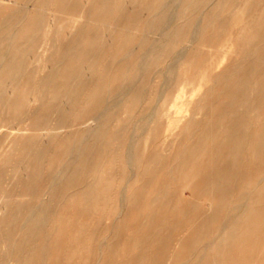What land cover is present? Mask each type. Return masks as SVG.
I'll return each mask as SVG.
<instances>
[{
    "label": "bare ground",
    "instance_id": "1",
    "mask_svg": "<svg viewBox=\"0 0 264 264\" xmlns=\"http://www.w3.org/2000/svg\"><path fill=\"white\" fill-rule=\"evenodd\" d=\"M0 1L2 4H4V2H5L4 0H0ZM12 1H13V3L10 2V4L11 3L13 4V6L11 5L12 7L6 8V6H4V7L0 6V72L7 71L8 75H9L7 78H9V80L11 81L10 85H12L13 87H16V84H18V82L23 81L24 78H26V73H25L26 68H28L32 64V60H29L27 57L28 52L30 53V51H28L30 44H33V46L35 45L34 48L36 47V44L37 45L39 44V46H41V48L43 47L42 48L43 52L37 58V64H38V68L42 69V71H43V69H45L47 67L49 68V71L47 72V74L45 76H43L39 79L34 78L32 80V82L30 80L26 79V80H24V83L17 85V87H19V86L21 87V94L19 95V98L14 103H12L11 105L8 102L9 107L7 109V112L16 111V110H18V111L20 110L22 112V110H24V105H23L22 100L25 99V100L37 102V105L35 107L32 106V108H31V112L34 114L37 111V109H40V110L43 109L45 104L48 103L52 98L60 96L64 99V102H63L64 107L62 106V108H64V109H62V112H63V110L66 111L65 106L67 104H69V106L67 105L68 107L66 109L71 108V110L73 109V111L77 110V112H79L80 115L78 117H75V119L72 121V123H68L64 117L66 115L69 116L70 111H69V114H66L65 116H64V114H62V112H59V114L61 113L64 116V117H62L63 119L61 117H59V115H57L58 119L56 118L57 119L56 123H54V121H53L51 123L52 125L48 124L49 122L45 121L47 118L45 116V119L43 120L45 123L41 124V125H37V127H36V128H38L37 130H39L38 134L39 135H41V134L50 135L51 134L50 136L53 137V135H52L53 131L61 130V132H63L64 128L67 126H68L66 128L67 130L69 127L71 129L72 126L74 124H76V122H80L81 124L79 123V125L80 126L85 125V127H82V126L80 127L78 125L77 129L80 131H77L75 129L76 131H74V133L72 134V132H73V130H72V132L70 133L71 136L69 135L70 137H66L68 139H66L67 141H66V144L64 146V150L61 149V151H62L61 157H59V155H58L61 153H58L57 151H56L57 155H56V152H54L55 153L54 155H56L58 157H54L53 154H48L46 157L43 156V154H41L42 150H44V149H42L43 147L42 148L36 147L34 144V141H33V138H35V137H33L31 140L28 137L26 131H23L19 137L12 140V142L10 143V146L8 148V152L5 155L4 160L7 162H13L15 160L17 167H18L15 170L16 173H22V174L28 176V180L26 181L25 184H22L18 189L11 190V189L5 188L6 190H1V192H0V202L2 201L0 204V264H66L65 261L72 258V257L73 258L74 257H77V258L80 257V259L86 257L87 251H85V250L88 248L89 245L86 242L87 240L85 241V238L83 237V235H81L79 233L80 228L84 227V226H82V222L79 223V221H78L75 224L77 227L73 225L74 227L71 228L70 230H68L67 233H65V234H64V230L61 227V225H59L57 230H53V228H52L55 221L60 222L62 220V218H60V213L62 211V209H61L62 203H66L67 201H72V199L79 193L76 190L75 191L72 190L71 185L68 186L71 183L66 181L68 183H65L66 185H64V182L62 183L61 181L65 180V179H69L72 176V174L74 175L75 172L80 171L79 172L80 175L79 174L78 175L81 177V173L85 172V175H86V172L88 173V172L92 171L93 174H91V177L93 178L92 175H94L96 178H93L92 180L87 178L91 181H89L88 183H85V184L83 183L80 187V190H81L80 195H83V196L88 195L87 196L88 198L89 197L92 198L91 193H93V194L95 193L94 192L95 186H97V185L100 187L105 186L102 183L105 182V179L110 178L112 172L110 171L111 174H109V176L107 177V175H108V169H107L106 175L104 174V175H101V177L97 178L99 168L96 169V167L99 166L100 164L104 165L107 162V159L105 158V156H101L98 154L95 155L94 152L97 149L99 150L100 148H102L101 143L106 138V136L111 139L110 134H108L106 131L108 130L107 129L108 125L111 123L110 118H112V117H114L113 122H115L114 123L115 124V128H114L115 130H113V136L112 137L116 141L118 139L120 140L119 136L123 133V132L121 133V131H124L126 129V127H128V125L132 121H133L132 123L135 124L134 126L132 125L133 126L132 132L129 135L128 141H126V143L123 146V154L125 153V155L123 156V159H122V164L125 167H129L132 170H134L135 166L139 165V164H137L138 158H137V151H136L137 142L141 138V136H139V135H141L147 129L146 124H148L153 118H155L154 117L155 116L154 113L156 114V112L154 111L155 107H152V109L150 111L151 113L149 115H147L146 118L142 117L143 119L137 118L135 120L134 118H132V116H130L128 109H130L131 107L133 108L134 106H130L132 100L130 101L129 92L135 88V86H134L135 84L139 85V82L137 81V80H139V79H137L138 76L135 77V75L130 74L131 73L130 71H133L134 69L136 71L138 69L137 74H139V72L140 73L146 72L147 69L152 68L154 66V60L159 58V56L161 55V51L164 49H168V50L171 49L172 50V48L173 49L177 48V50H176L177 52H178V50L183 51L185 48L189 47V45H191L193 43H197V45L205 44V45L213 46L215 43L213 40H206V39L204 40L203 39L204 29H206L208 27V25H211V28H213L215 25L214 19L218 15H220L222 12L226 11L227 10L226 8H228L230 10L232 8H235V7H243L244 9H246V8L250 9L249 11H247L248 14L246 13V16L249 17L248 21L244 19L245 24L240 28V30L235 34L229 33L224 38L225 39L224 43H226V42L230 43L229 51L230 50L235 51L238 55L244 54V52H243V48L245 46L244 42L253 38L254 33L257 32V30H258V28L254 29L255 26L253 25V21H251L252 16H254L255 14L259 15V20L254 21V23L255 24L260 23V19L264 16V0H166L167 2L161 3L162 5L159 4V1H161V0H141V4L140 3L139 4L142 6L144 5L146 10H147L146 11L147 13H145V14H147V15H145V18L136 17L134 15H132V16L130 15L131 17L128 18V15H127L128 13H127V11H125L127 9L124 10L127 14H125V15L122 14L124 16L120 15L118 13L119 12L118 10H117L118 12L115 11V8L118 5L126 3L127 5L129 4L127 6V7H129L131 4V1L135 2L137 0H81L82 7H81L80 11L77 13L76 17H74V21H73L74 22L73 25H75L77 21H80L81 27L78 30L77 29L74 30V26L72 25L66 29H59L58 31H55V33L53 35H51V37L49 39L45 36V33H48L49 31H51L52 28H51V23H50V25H46V27L44 26L46 16L50 13V11L56 12L57 10H59L60 13L69 12V9L71 7H74L73 3H72L74 1H72V0H12ZM28 1L29 2L31 1V2H30V4L28 3V5L26 6ZM162 1L164 2V0H162ZM168 2H170V3H168ZM204 2L205 3L209 2L212 5L211 9L208 11H205L203 9L201 12V9L203 7L201 9L199 7L200 13L198 12V14L196 16H194L195 18L192 19L191 15H190L191 12H189V10L191 9L190 8L191 5L193 4L192 6H194V4L196 5V4H199V3L201 4ZM71 3H72V6L70 5ZM74 3L77 5L79 3V0L77 3L76 2H74ZM55 4L57 5L56 7H55ZM69 5L71 7H69ZM202 6H204V5H202ZM118 7H120V6H118ZM134 7H136V6H134ZM192 9H193V7H192ZM199 9L197 8V9H195V11L199 10ZM140 10L142 11V8L139 9V12H140ZM143 10H145V9H143ZM122 11H123V9H122ZM192 11H194V10H192ZM120 13H122V12H120ZM224 13H226V12H224ZM53 14H55V13H53ZM188 15H190V17H188ZM206 15L209 16L208 21L204 17ZM223 15L226 16V14H223ZM78 17H82V18H78ZM222 18L223 17H221V20H222ZM224 18H226V17H224ZM242 18H244L243 13H242ZM177 19H180V21L182 19L183 22L180 23V21H179V23H180L179 25L175 24V20H177ZM183 19H186V21H184ZM205 21L207 23H205ZM79 25H77V26H79ZM154 27H155V30L160 29L159 31L157 30L159 32L158 36L156 35L157 32L154 31ZM97 28L101 29L98 39L102 38L103 43L101 44V46L99 45L100 48L98 46L96 47V49L99 48L98 50L95 49L92 52H88V51H90V49H89L88 51L85 50L86 52L84 51L85 54H82L83 48H81V47H82L83 43L85 41H87L88 35L90 34V31L92 29H94V31H95ZM213 29H212V31H214ZM60 30H62V31H60ZM234 30H235V28H234ZM142 31L146 32L147 35L149 33H150L149 35H151L150 31L156 32L155 35L157 36V38L152 39V40L150 39V42H149L148 38H146V36H147L146 35V36H143L146 38V40H144V39L142 40V38H140L141 35L139 36V34ZM212 31H209V33ZM61 32H69V33L70 32H73V33L76 32V34L74 35L72 40L67 37L69 40L66 39V41L68 40V42L63 43L58 38V35L61 34ZM95 32L97 33V31H95ZM46 38L48 39V41H47L48 43H46ZM260 38H261V36H260ZM260 38L258 37V39H260ZM93 39L94 38L92 37V40L91 39L90 40L93 42ZM98 39L96 40L97 42H98ZM146 41H147V43L149 42L148 45L146 44ZM262 43H264V42H262ZM88 44H90V43H88ZM96 44H98V43H96ZM96 44L93 42V46H95ZM90 45H92V44H90ZM139 45H142L140 50L137 47ZM86 47L87 46H85V48ZM88 47L90 48L91 46H88ZM257 47H259V46H257ZM134 48L139 50V52L136 53L137 59H135L134 62L125 61V60H127L126 57H130V55H132V54H134V57L136 56L135 53H133ZM254 51H256V50H254ZM31 52H32V50H31ZM261 52H262V50H261ZM181 53H183V52H181ZM263 53H261V54H263ZM162 54H163V52H162ZM250 54H252V53H250ZM253 55H254V52H253ZM179 56H180L179 59H177L178 63L180 62L179 68L184 69V74L181 72L179 73V71L177 72V67H176L177 63L172 64L169 61L170 63H168L169 65L167 66V70L163 74V80H164V83L165 82L168 83L169 80H172L174 77H179V76L181 77L183 75L182 82H181L182 84L180 86V90L176 93V95L173 98L169 99L168 107L163 109V111H161V112L170 114V111L174 108V111L178 114V117H177V119H170L166 127H167V129H173V128H177L178 126H180L182 132H186L189 128V123L187 121L185 122L184 120L186 119L188 113L190 111L197 112V111L201 110L200 109L201 107L199 104H195L194 106H191L192 101L195 99V93L197 92V90L202 88L203 85L207 84L208 81L207 82L202 81V79L204 77L203 73L198 74L199 69L202 68V65L199 62H195V64H193V63L191 64V61H190V63H189V61L185 57L184 53L180 54ZM195 56H197V55H195ZM162 57H163V55H162ZM245 57H246L245 59L247 60V56H245ZM249 57H251V56H248V58ZM67 58H69V60H71L73 62L74 61L77 62L76 63L77 67H76V69L71 70L68 73V75L66 76V80L62 83L63 86L58 88L56 86L57 85L56 84L57 78L62 75L60 67L62 65L63 60H65ZM119 58L121 60L125 59L124 60V63L126 62L125 64L121 62L122 64H124L123 65L124 70L120 72L119 68H117L120 74L118 73V76L116 75L115 79H112L111 67L113 66V63H114L113 61L115 59L119 60ZM225 58H226V55H224L223 58L219 60V62L221 60L223 61ZM256 58H258L259 61H264V55H258V56H256ZM132 59H133V55H132L131 60ZM118 60H115V61L117 62ZM242 60L243 59H241V61ZM253 61H254V59H253ZM156 63H158V62H156ZM253 63L254 62H252V64L251 63L250 64L253 66ZM114 66L112 68H114ZM116 66H117V64H116ZM236 67L237 66H233V68H235V70L233 72H236L237 69H239L238 67L236 69ZM248 68H249V70L247 71V73L249 76L250 75L249 71H250L251 67H248ZM189 69H191V70H189ZM224 69H226V68H224ZM228 70H226V73H224V75H223L224 77L227 76L226 74H227ZM147 72H150V70ZM258 72H260V71H258ZM132 73H134V72H132ZM231 73H232V71H231ZM231 73H228V77H226V78H229V76H231ZM262 73L263 74L261 75V77L264 75V72H262ZM150 74H152V73H150ZM237 74H239V73H237ZM147 75L149 76V73ZM232 75H234V73H232ZM235 75H236V73H235ZM87 76L95 77L97 79H96L95 85H93L92 87H89V89L85 90L84 86L86 85V82H85L86 80L85 81H82V80H83V78H85ZM145 76H146V73H145ZM145 76H143V77H145ZM218 77L215 76L213 79L217 78V80H218ZM237 78H239V76H237ZM237 78L235 80H237ZM250 78H251V80H250L251 82L244 86L242 96H240L239 92H238V95L240 96V99H238L239 102L233 101L232 98H234V96H236V95H234V96L229 97V99L227 100V103H226V104L232 105L235 108V110L236 109L238 110L237 112L240 111V113H242L244 115L239 116L238 118H235L232 116H227L226 112H223V113H226L224 115L221 114V112L223 110H219V109H221V107H223V106L224 107L227 106V105H223L224 100H221L219 102V104H211L210 111L211 112H215V111L220 112V113L216 114V116H219L221 114V116L218 117V119H217L218 123L215 122L216 121L215 119L217 118L215 116V119L213 118L215 120V121L213 120L215 122L214 126L213 125L209 126V124L213 123V121H211V122L209 121V124H207L206 127L200 129L201 131H200L197 139L193 142V145H191L189 148L187 146L183 147V149H185V150L190 149L191 151H193V154H196V155L198 154V156H200L202 159L208 160V162L210 161V165H209L211 167L210 171L211 172L215 171V174H210V178L207 181V188L213 192H215V191L219 192V196L217 197V200L213 199L210 203V206L212 207V211L208 214L207 219H205V221H203V223H201L199 225V227H197V229H196V234L200 235L199 238L201 236H205V235L208 236L212 233V231H213L212 227L214 225L213 221H215L214 219L218 218L221 215L220 212H218L219 206L223 205L224 203H227L229 201V198H231L230 202L233 201V197H232L233 193L237 189L243 188L244 180L240 184H237V182H236L237 178H234V176L237 175L236 174L237 152L240 150L246 149L245 147L247 144L245 145V142H248V140L251 138V136H249L250 135L249 129L251 128L252 123H255L256 121H258L262 117H264L263 114H260L259 112L256 114L255 113L256 110H253V109H255L254 108L255 105H254V102L251 101L250 96L248 94L249 93H257L260 96L261 90L257 89V87H255V83H256L255 79L257 78V76L254 77L252 75V77H250ZM143 79H145V78H143ZM224 80H226V79H224ZM262 80H263V78H262ZM7 81H6V83H7ZM81 81H82V83L85 82V83H83V84H85L84 86H83V84L81 85V83H80ZM259 81H261V80H259ZM147 82L149 83V81H147ZM147 82L145 83V85L147 84ZM191 82H192V86H191V88L188 89L187 85ZM218 82L222 83L223 81L219 80ZM227 82H228V80L224 83H226L227 85L233 84V82L230 83L231 81L228 83ZM116 83H117V85H119L118 87H116V91L118 90V88H119V90L117 92L115 91L112 94L111 91L112 90L114 91V89H115V88L114 89H112V88L114 87V84L116 85ZM224 83L222 85H224ZM243 83L244 82L241 81V87H242ZM258 83H260V82H258ZM262 83L264 84V82H261V84ZM142 85L145 86L143 83H142ZM152 85H153V82H152ZM215 85L216 84H214L212 86V89H214ZM222 85H220V86H222ZM6 86H7L6 84L4 85V84L0 83V89H4V90L8 89L9 85L7 87ZM88 86H89V84H88ZM88 86H87V88H88ZM165 86H166V84H164V87ZM147 87H146V89H148ZM164 87H162V88H164ZM231 87L233 88L234 86L231 85ZM143 88H145V87H143ZM143 88H141V90L138 89L140 92L138 91L137 93H135L134 97H136V99H137V97H141V93H142ZM259 88H261V87H259ZM164 89L157 93L156 101L158 99H164V100L166 99L167 92H165ZM212 89L210 87L209 92H212ZM219 89L226 91L223 89V87H221ZM262 89H264V88L262 87ZM231 90L229 89V91L231 93H233V89H231ZM147 91L148 90H146V92ZM219 91H218V93H216L217 96L214 98L218 97ZM236 91H238V90H236ZM3 92L1 95H3ZM209 92L206 94L207 96H208ZM230 92L228 94H231ZM241 92H242V89L240 90V93ZM131 93H133V92H131ZM131 93H130V96H131ZM212 93H211V95L214 96L215 94H212ZM224 94H226V92H224ZM132 96H133V94H132ZM223 96H226V95H223ZM263 96H264V94H263ZM3 97H2V99H3ZM145 97H148V96L145 95ZM236 97L238 98V96H236ZM141 98H140V100H141ZM259 98H261V97H259ZM2 99L0 102H3ZM126 99H128V100H126ZM210 99L208 98V100H210ZM261 99H263V98H261ZM57 100H56V102H57ZM142 100L144 101V99H142ZM208 100H206V101H208ZM141 101H140V103H141ZM261 101L262 100H260V99L258 100V103H259L257 105L258 108L261 104ZM65 102H67V104H64ZM95 102L98 103V105L93 110V105ZM128 102H130V104ZM203 102H204V100H203ZM208 102L211 103V101H208ZM126 103H128V106H130V107L124 106V104H126ZM207 104H209V103H207ZM51 105L52 104L50 103V106ZM137 105H139V104L137 103ZM147 105L148 104L144 105V108H142L143 111L145 109V106H147ZM140 106H139V108H140ZM224 107L222 109H226ZM117 108L119 110H117ZM197 108H199V110ZM207 108H209V107L207 106ZM51 111H52V109H51ZM139 111H142V110H139ZM203 111L205 114L206 110L203 109ZM203 111H202V113H203ZM31 112L29 111V113L26 112V114H25V112L23 111L20 114V116L18 115L19 118H17V119L20 122L26 121L30 117ZM134 112H135V110H134ZM51 113H53V112H51ZM51 113H49V115ZM130 113H131V111H130ZM134 114L135 113H133V115ZM136 114L134 116H136ZM192 115H193V113H192ZM3 117L4 116H2V119H0V120L3 121V119H4ZM190 117H192V116L190 115ZM190 117H189V119H190ZM200 117H201V115H200ZM200 117H199V119H195V120L201 121ZM50 118L51 117H48V121L50 120ZM157 118H155V119H157ZM40 120H42V118H40ZM211 120H212V118H211ZM2 121H0V122H2ZM109 121H110V123H109ZM82 122L84 123V125ZM160 122L161 121L159 120L158 123H160ZM9 123H11V122H9ZM197 123H198V121H197ZM232 124H233V127L235 126L237 128L234 129L231 133L228 130V127H231ZM75 126L76 125H74V128L77 127V126L76 127ZM156 126H159V124L155 125V127ZM217 126H221V128L224 129L223 131L226 130L225 131L226 133L228 131V133H227L228 136L230 135V133L233 134L234 131L237 133L240 132L241 138L234 140L232 143L229 142L231 144V146L224 144L223 147H221V150L217 151L213 155H209L211 149L215 146L216 140H215V137H213L212 135L214 133L213 128H215ZM190 127H191V125H190ZM193 128L191 129V131H194ZM110 131H111V129H110ZM147 132H149V131H147ZM67 135L68 134H66V136ZM190 135H192V132ZM216 135H218V132L216 133ZM222 136H223V134H222ZM228 136L226 137V139L228 138ZM246 136H247V138H246ZM51 137H49V138H51ZM182 137H183V135H182ZM53 138H51V139H53ZM254 138L257 139V138H260V136L257 137L256 133H255ZM39 139L37 142L40 141ZM56 139H57V135H56ZM35 140H37V137L35 138ZM106 140H107V138H106ZM53 141H56L55 138ZM255 141L256 140L254 139L253 142H255ZM62 142L64 143V141H62ZM35 143H36V141H35ZM45 144L46 143H44L43 146ZM57 144H59V143H57ZM122 144H123V142H122ZM50 147H52V144H50ZM56 148H58V145L56 146ZM56 148H54V150ZM60 148H61V145H60ZM60 148H59V150H60ZM50 149H52V148H50ZM114 149H116V148H114ZM185 150H184V152H186ZM112 152H113V150H112ZM118 152H119V150H118ZM48 153H50V152H48ZM242 153H243V151L241 152V155H242ZM105 154H107V153H105ZM110 154H112L111 151H110ZM116 155L118 156V154H116ZM240 157H239V159H241ZM242 157H243V155H242ZM176 158H178V156ZM91 159L94 161V162L92 161L94 163L92 166H95L93 170L91 168H90L91 170H89V167H91L90 164H89V166H87L88 165L87 162L89 160L91 161ZM116 159H118V158H116ZM47 161H48V164H45V162H47ZM111 161H115V159L114 160L112 159ZM173 161H172V164H173ZM185 161L186 162L183 161V163L180 164L179 166H176V168H178L183 173L185 172L186 167H188V165H186L187 160H185ZM240 161L241 160H239V162ZM120 162H121V158H120ZM239 162H238V164H239ZM42 164H45L46 166L45 165L43 166ZM112 164H113V162H112ZM115 166H116V164L113 167L114 169H116ZM119 166L122 167L120 165V163H119ZM170 166L172 168V165H170ZM117 167H118V165H117ZM173 167H175V166H173ZM171 168H170V170H171ZM2 169H3V167L0 168V172L4 170V169L3 170ZM118 169H119V167L117 168V170ZM135 172H134L135 173L134 177L137 179L139 177V172L138 171H135ZM76 175L74 177H76ZM117 175L113 174L112 175L113 177L111 176L113 179H110V180H114L115 176H116V178L118 177L120 179L119 174H117ZM211 175H215V176H211ZM5 176L6 175L3 174L2 177H5ZM190 176H191V174H190ZM174 177H175V175H174ZM262 177L263 176L261 175L260 178H262ZM82 179H84L83 176H82ZM78 182L82 183V181H80V180H78ZM77 183L75 185H77ZM80 183H79V185H77V187L80 186ZM72 184H73V182H72ZM124 185H126V184L124 183ZM107 187L109 188L110 185H108ZM107 187L106 186L103 187L102 190L107 188ZM112 188L111 189L109 188V189L112 190ZM125 188H126V186H125ZM162 188H164V186ZM162 188H159L158 190H160ZM122 189H124V187ZM102 190H100V191H102ZM110 190L105 189L103 191H108V194H109ZM165 190H166V188H165ZM111 192H114V191H111ZM111 192H110V194H111ZM163 192H166V191H162V194H163ZM192 192H193V190H192ZM99 193H98V189H97V194H99V195H101V193H104V192H99ZM89 194H91V196H89ZM112 194H111V196H112ZM125 198H126V196H122V197L120 196L119 201H123V203H124ZM20 199L22 201H20ZM81 199H83V197ZM93 199H95V198H92L91 201ZM100 199H101V197H100ZM105 199H106V201L108 200L106 196H105ZM109 200L111 201V199H109ZM247 200H248V198H247ZM97 201L99 202L98 199H97ZM106 201L104 200L102 202L106 203ZM110 201L107 202L108 206H109ZM114 202H116L115 199H114ZM241 203L242 202H240V204ZM93 204L96 205V203H93ZM240 204H239V206H240ZM103 205H104V203L102 204V207H103ZM262 205H264V204H262ZM108 206H107V208H108ZM120 206H122V204ZM241 206H242V204H241ZM97 207L95 206V208H97ZM91 208H93V206ZM88 209H89L88 211H91L90 207ZM79 210H81V209L79 208ZM238 210H240V209H238ZM92 211L94 212L95 209ZM70 212H71V209H70ZM120 213H122V211ZM119 214L117 211V215H119ZM101 215H102V213H101ZM110 216H113V213L110 214ZM230 216H231V213H230ZM69 217L70 216H68V218ZM115 217H116V215H115ZM99 218H100V216H99ZM113 218H114V216H113ZM76 219H78V218H76ZM73 220H74V218H73ZM82 220H84L83 222H85V221L89 222L88 220H85V219H82ZM105 220H107V219L105 218ZM110 220H113V219L111 218ZM192 220H195V219H192ZM37 223H38V225H37ZM96 223H97V221H96ZM86 224H89V223H86ZM140 224H142V223H140ZM233 225H234V223H233ZM87 227H88V225H86V228ZM92 227H93V225H92ZM112 227H113V225L111 226L110 230L112 229ZM89 229H91V228H89ZM97 229H96L95 233L98 232ZM83 230H84V228H83ZM110 230L105 231L104 235L110 237L111 235L114 236L116 234L115 233L116 230H114L115 232L110 231ZM218 230H219V234H222L221 236H225L227 233H230L233 230V226H228V223H225L223 226H220L218 228ZM88 231L89 230H87V234L89 233ZM53 233H54V235H53ZM164 236H166V235H164ZM70 240L76 241L75 244L69 245L68 242ZM79 243L82 244L83 248L79 246ZM108 243H109V241L107 240L106 245ZM106 245L102 248V250L100 252L101 255L102 254L104 255L108 251V247L105 248ZM181 245H182V247H184L183 243H179L178 248L175 249L173 251V253H171V255L169 256L170 262H172L174 264L178 263V260L176 258L179 256V253L182 249ZM215 247L216 246L211 247V252L213 250H215ZM99 248H100V246H99ZM112 248H113V246H112ZM203 253L204 252H202V254ZM101 255H99V256H101ZM206 255L208 256L207 253L206 254L204 253V255H203L204 258L202 259V262H204V263L207 262ZM61 256H62V258H60ZM200 256H202V255H200ZM93 257H94V255H93ZM76 261L74 263H76ZM182 263H183V260H182Z\"/></svg>",
    "mask_w": 264,
    "mask_h": 264
},
{
    "label": "rangeland",
    "instance_id": "2",
    "mask_svg": "<svg viewBox=\"0 0 264 264\" xmlns=\"http://www.w3.org/2000/svg\"><path fill=\"white\" fill-rule=\"evenodd\" d=\"M4 1H5L4 4H2L0 1V4H1L0 6H2V7L6 6V8L13 6L12 0H4ZM72 1H74L76 3L78 2V0L77 1L72 0ZM161 1H159V4L167 2L166 0H164V2L163 1L161 2ZM10 2H12V3L10 4ZM30 2L28 1L26 6L28 5V3L30 4ZM74 2H72L74 7H71L72 3L70 4L71 6L69 5V7H71L69 9V12L60 13L59 10H57L56 12L50 11V13L46 16L44 26L46 27V25H50V23H51V28H52L51 31H49L48 33H45V36L48 39L51 37V35H53L55 33V31H58L59 29H66L69 26L73 25L74 17H76L77 13L80 11V9L82 7L81 0H79V3L77 4L78 6ZM133 2L131 1V4L129 7H127L129 4L127 5L126 3H123L121 5L117 4L120 7L117 6L115 8V11L118 10L119 12L118 11L117 12L120 15H122V14L125 15L128 13L127 14L128 18H130L132 15H134L136 17H140V18L141 17L145 18V15H147V14H145V13H147L146 12L147 10H146L144 5L143 6L140 5L141 0H137L134 3ZM168 3H170V2H168ZM204 3L196 4L197 6L195 4H194V6H192L193 4L191 5L190 8L192 9V7H193L192 10H194V11H192L191 9L189 10V12H191V14L190 13L189 14L191 15L192 19L195 18L194 16H196L198 14V12L200 11V9L202 7L203 8L201 9V12L203 9L205 11H208L211 9L212 5L209 2H206L205 4ZM202 5H204V6H202ZM56 6L57 5L55 4V7ZM134 6H136V7H134ZM139 7L142 8L143 12L141 10L139 12V9H140ZM199 7H200V9H199ZM194 8L195 9L198 8L199 10H196L197 11L196 12ZM122 9H123V11H122ZM125 9H127V10H125ZM143 9H145V10H143ZM226 9L227 10L224 11L226 13L222 12L220 15H218L214 19L215 25H214V27L212 26L214 29L211 28V25H208V27L206 29H204L203 39L204 40L205 39L206 40H213L215 42L213 46H209V45H205V44L197 45V43H193V44L189 45V47L185 48L186 50L184 49L183 51L178 50V52H177L176 51L177 48L176 49L172 48V50L171 49H169V50L164 49L161 51V55L159 56V58L154 60V66L152 68L147 69L146 72L140 73L138 71L140 74L139 75V74H137L138 69L136 71H135V69L133 71H130L131 72L130 74L135 75V77L138 76L137 79H139V80H137L139 82V85L135 84L134 85L135 88L129 92V98H130V101L131 100L132 101H131V104H130V102H128V103L130 104V106H134L133 108L131 107L130 109H128L130 116H132V118H134L135 120L137 118L138 119L139 118H141V119L146 118L147 115H149L151 113L150 111H151L152 107H155L154 111L156 112V114L154 113V115H155L154 117L155 118L158 117V118L157 119L153 118L148 124H146L147 129L141 135H139V136H141V138L139 137L140 139L137 142V146H136L137 158H138L137 164H139V165L135 166L134 170H132L129 167H125L122 164V159H123V156L125 155V153L123 154V146L126 143V141H128L129 135L132 132L133 126L135 124L132 123L133 121L130 124L128 123L129 124L128 127H126V129L124 131H121V133L122 132L123 133L119 136L120 140L118 139L119 141L118 140L116 141L112 137L113 136V130H115L114 129L115 128V124H114L115 122H113L114 117L110 118L111 123L109 121L110 124L108 123L109 124L108 128H107L108 130L106 132L108 134H110L111 139L106 136L107 140L105 138L103 140L104 142L102 141V143H101V147H102V148H100L101 150L97 149L94 153H95V155L98 154L101 156H105V158L107 159V162L104 165H101V164L99 165L101 168L99 166L96 167V169L99 168V171L97 170L98 171L97 178L101 177V175H104V174L106 175L107 169H108L107 177L109 176V174H111V172H112L111 176L113 174L114 175L119 174L120 179L118 177L116 178V176H115L114 180H110V179H113L112 178L113 176L112 177L110 176V178L105 179V182L102 183L106 187L108 185H110V187H109L110 189L112 187L114 188V189L112 188V190H110L108 187H107L108 189L105 188L106 190H110V192L114 191V192H111V194L113 193L112 196H111L110 192L108 194V191H103L105 189L102 190V188L105 186L100 187L98 185L95 186V188H94L95 193L94 194L91 193L92 198H95L92 201H91L92 198L87 197L88 195L87 196L80 195L81 194V190H80L81 185L83 183L84 184L88 183L93 178H96L94 175H92L93 178L91 177V174H93L92 171H90L88 173L86 172V175H85V172L81 173V177L79 176L80 171L75 172L74 175L72 174V176L69 179H65V180L61 181L62 183L64 182V185H66L65 183H68V182L71 183L68 186L71 185V189L74 191L76 190L79 193L72 199V201H67L66 203H62V205H61L62 211L60 213V218H62V220L60 222L55 221L52 228H53V230H57L59 225H61V227L64 230V234H65V233H67L68 230H70L71 228L76 226L75 224L78 221H79V223L82 222V226H84V227L80 228L79 233L81 235H83V237L85 238V241L87 240L86 242L89 245L88 248L85 250V251H87L86 257L81 258V259H80V257H78V258L72 257V258L65 261L66 264H94V263L95 264H168V263L174 264V263L169 261V256L171 255V253H173V251L175 249L178 248L179 243H183L184 247H182V245H181L182 249L179 253V256L176 258L178 260L177 264H264V205H262V204H264V117L261 116L263 119L261 118L260 120L256 121L257 123L256 122L252 123L251 128L249 129V131H250L249 136H251V138L248 140V142H245V145L247 144L245 147L246 149H243V150H240L237 152V156H236V174L237 175H235L236 177L234 176V178H237L236 179L237 184H240L244 180L243 188L237 189L233 193V196H232L233 201L230 202L231 198H229V201L227 203H224L223 205L219 206L218 212H220L221 215L218 218L214 219L215 221H213L214 225L212 227L213 228L212 233L208 236H206V235L201 236L200 238H199L200 235L196 234V229H197V227H199V225L201 223H203V221H205V219H207L208 214L212 211V207L210 206L211 201L213 199L217 200V197L219 196V192H217V191L213 192L207 188V181L210 178V174H215V171H212V172L210 171L211 170V167L209 166L210 161L208 162V160L202 159L200 156H198V154L197 155L193 154V151H191L190 149L189 150L183 149V147L187 146L189 148L191 145H193V142L197 139V137L201 131L200 129L206 127L207 124H209V121L210 122L213 121L215 119L216 114L220 113L218 111L211 112L210 111L211 104H219V102L221 100H224L223 105H227V106L226 107L223 106L226 109H222L223 107H221V109H219V110H223L221 112V114L224 115L227 113V116H232L235 118H238L239 116L244 115V114L240 113V111L237 112L238 110L237 109L235 110V108L232 105H229L226 103H227V100L229 99V97L234 96V95L238 96V98L236 96H234V98H232L233 101L239 102L238 99H240V96H242V94H243V88L245 85H247L251 82L250 77H252V75L254 77L257 76V78L255 79L256 80L255 87H257V89L261 90V93H260L261 95L259 96L257 93H249L248 95L250 96L251 101L254 102V105H255L254 108L255 109H253V110H256L255 113L257 114L259 112L260 114H263V116H264V100H263L264 99V96H263L264 89H262V87L264 88V84L263 83H262L263 85L261 84V82H264V75L261 77V75L263 74L262 72H264L263 71L264 70L263 69L264 68V61H259L258 58H256V56H258V55H264V53H263L264 52V43H262V42H264V16L260 19V23H256V24L254 23V21L259 20V15L255 14L254 16H252L251 21H253V25L255 26L254 29L258 28V30H257V32L254 33L253 38L244 42L245 46H244V48L242 47L244 54L238 55L235 51H232V50H230L231 52L229 51L230 43L229 42L224 43V40H225L224 38L229 33L235 34L240 30V28L245 24L244 21L245 20L248 21L249 17L246 16V13L250 9L249 8L244 9L243 7H235V8H232L231 10L228 8H226ZM124 10L127 11V13ZM120 12H122V13H120ZM53 13H55V14H53ZM242 13H243L244 18H242ZM223 14H226V16H224ZM124 15H122V16H124ZM190 15H188V17H190ZM204 17L208 21L209 16L206 15ZM221 17H223L222 20H221ZM224 17H226V18H224ZM78 18H82V17H78ZM183 20L186 21V19H183ZM179 21H180V19L175 20V24L179 25L181 22H183L182 19H181L180 23H179ZM205 23H207V22L205 21ZM75 25H73L74 30L75 29L78 30L81 27V22L77 21ZM77 25H79V26H77ZM234 28H235V30H234ZM94 29H92L90 31V34L88 35L87 41H85L83 43V45L81 44L82 45L81 48H83L82 54H85V52H86L85 50L88 51L90 49V51H88V52H92L96 49L97 46L100 48L101 44L103 43L102 38L98 39L101 29L97 28L95 30V31H97V33L94 31ZM212 29L214 31H212ZM157 30L159 31L160 29L155 30V27H154V31H156L157 33L150 31L151 35H149L150 33L147 35L146 32L142 31L139 34V36L141 35L140 38H142V40L143 39L146 40V38H148V40L150 42V39L151 40L156 39L157 36L159 35V32ZM60 31H62V30H60ZM209 31H212V32L209 33ZM72 33L73 32H70V33L69 32H61V34L58 35V38L61 42L66 43L69 40L68 38H70L72 40L74 35L76 34V32H74L73 34ZM155 33L157 36L155 35ZM259 35L261 36V38ZM91 36L95 39V40L93 39V42L95 44L98 43L95 46H93V42L91 41L92 40ZM143 36H146V38ZM258 37L260 39H258ZM47 38H46V43H48ZM96 38L98 39V42L96 41L97 40ZM66 39H68V40L66 41ZM147 41H146V44L148 45L149 42L147 43ZM88 43H90L92 45H90ZM256 45L259 47H257ZM30 46H29L30 50L28 49V51H30V53L28 52L27 57L29 60H32V64L28 68H26V70H25L26 78H24V80L28 79L32 82V80L34 78L39 79V78L45 76L47 74V72L49 71V68L47 67V68L43 69V71H42V69L38 68L37 58L43 52V49H42L43 47L41 48V46H39V44L38 45L36 44L35 48H34L35 45L33 46V44H30ZM85 46H87V47L85 48ZM88 46H91V47L89 48ZM139 46H137V47L140 50L142 45H139ZM99 48H97L96 50H98ZM135 48H134L133 53H135V55H136V53H138L139 50L135 49ZM31 50H32V52H31ZM254 50H256V51H254ZM261 50H262V52H261ZM162 52H163V54H162ZM181 52L184 53V55L187 58V60L189 61V63H190V61H191V64L192 63L195 64V62H199L202 65V68L199 69L198 74L203 73L204 77H203L202 81H206V82L208 81L207 84L203 85V87L200 88L199 90H197V92L195 93V99L192 101L191 106H194L195 104H199L201 107V108L200 107L199 108L201 110L197 111V112L190 111L188 113L186 119L184 120L185 122L187 121L189 123V128L186 132H182L180 126H178L177 128H173V129H167L166 126H167L169 120L170 119H177V117H178V114L174 111V108L170 111V114L161 112V111H163V109L168 107L169 99L173 98L176 95V93L180 90L183 75L181 77L180 76L174 77L172 79L173 81L169 80L168 83H166V82L164 83L163 74L167 70V66L169 65L168 63H170V62L172 64L177 63V66H176L177 72L179 71V73L181 72L184 74V69L179 68L180 62L178 63V60H177L180 57L179 55L183 54ZM253 52H254V55H253ZM250 53H252V54H250ZM261 53H263V54H261ZM132 55H133V59L131 60ZM132 55H130V57H126L127 60L122 59L123 60L122 61L119 58V60L115 59V60H118L117 62L115 60L113 61L114 62L113 66L114 65L115 66H114V68H112L113 66L111 67L112 79H115L116 75L118 76L119 71L121 72L124 70L123 65L126 63V62L124 63V60L127 62L128 61L134 62L135 59H137V55L135 57H134V54H132ZM162 55H163V57H162ZM195 55H197V56H195ZM224 55H226V58L223 61L221 60L219 62V60L222 59ZM245 56H247V60L245 59L246 58ZM248 56H251L252 58L251 57L248 58ZM241 59H243V60L241 61ZM253 59H254V61H253ZM74 62L69 60V58L63 60L62 65L60 67L62 75L57 78V82H56V84H57L56 86L58 88L63 86L62 83L66 80V76L68 75V73L71 70L76 69V67H77L76 63L77 62H75V63ZM121 62L124 64H122ZM156 62H158V63H156ZM252 62H254L253 66L251 65ZM115 63L117 64V66ZM232 65L237 66L239 69H237V67H236L237 71L233 72L235 70V68H233ZM248 67H251L250 71H249L250 72L249 76L247 73V71L249 70ZM117 68H119V71ZM224 68H226V69H224ZM149 70H150V72H147ZM189 70H191V69H189ZM226 70L229 71V72L227 71L226 77H228V73H231V71H232V73H234V75H232V73H231V76H229V78L224 77L223 75H224V73H226ZM258 71H260V72H258ZM132 72H134V73H132ZM145 73H146V76L148 78L145 76ZM148 73H149V76L147 75ZM150 73H152V74H150ZM235 73L237 76H239V78H237ZM237 73H239V74H237ZM142 75L145 77H143ZM8 76L9 75H8L7 71L0 72V83H2L4 85L6 84L7 86L9 85L8 89H6V90L0 89V92H1L0 93V101H1L2 97L4 96L2 99L3 102H0V109H1L0 110V119H2V116H4L3 121L0 120V121H2V122H0V168L3 167V169H4V170L2 169L3 171L0 172V192H1V190H6V189H11V190L18 189L22 184H25L26 181L28 180V176H26L22 173H16L15 170L18 167H17L15 160L13 162H7L4 160V157L8 152V148L10 146V143L12 142V140L19 137L23 131H26L28 137L31 140L33 137H35V138L37 137V140H35V138H33L34 144L36 147H40V148L43 147L42 149H44V150H42L43 153L41 152V154H43V156H45V157L48 154H53L54 157H58V156H56L57 152L61 153V154H58L59 157H61V155H62L61 149L64 150V146H65L66 141H67L66 139H68L66 137L71 136L70 133L72 132V130H73L72 134L76 130L80 131L77 129L80 122H76V124H74L77 126V127L75 126L76 128H74V125H73L72 126L73 129L72 128L70 129V127H69L67 130L66 129L68 127L67 126L64 128L63 132H61V130L53 131L52 135L56 141H53L54 138L50 136L51 134L50 135H48V134L47 135H43V134L39 135L38 134L39 130H37L38 128H36V127H37V125H41V124L45 123L43 121L45 119V116L47 117L45 121L49 122L48 124L52 125L51 123L53 121H54V123H56V120L58 119L57 115H59V117L62 118L66 114H69V111H70L69 116L66 115L64 117L68 123H72V121L75 119V117H78L80 115V113L77 112V110L73 111V109L71 110V108L66 109L69 106V104H67V102L64 103V104L68 105V106L67 105L65 106L66 111L63 110V112H62V109H64V108H62V106L64 107V105H63L64 99L60 96H59L60 98L59 97L52 98L48 103L45 104V106L43 108L44 110L43 109H41V110L37 109V111L34 114L31 112V108H32V106L35 107L37 105V102L29 101V100H25V99L22 100L23 105H24V110H22V112L24 111L26 114V112L29 113V111H30L31 114H30V117L26 121L20 122L17 118H19V116L22 112L20 110L7 112V109L9 107L8 102L11 105L12 103H14L19 98V95L21 94V87L20 86L17 87V85L24 83V80L20 81V82L17 81L18 84H16V87H13L12 85H10L11 81L9 80V78H7ZM215 76L216 77L219 76L218 80H217V78L213 79ZM143 78H145V79H143ZM236 78H237V80H235ZM262 78H263V80H262ZM96 79L97 78H95V77L87 76V77L83 78V80L81 79L82 81L86 80L85 81L86 85L83 84L85 82L82 83V81H81L80 83H81V85L83 84V86L85 85L84 89L86 90V89H89V87H92L93 85L96 84ZM224 79H226V80H224ZM146 80L149 81V83ZM219 80L220 81L222 80L223 82L222 83L218 82ZM227 80H228V82L231 81L230 83L233 82V84L227 85L226 83H224ZM259 80H261V81H259ZM6 81H7V83H6ZM241 81L244 82L243 83L244 85L242 84V87H241ZM146 82H147L146 85L148 87L145 85ZM152 82H153V85H152ZM258 82H260V83H258ZM142 83L145 86H143ZM223 83H224V85H222ZM88 84H89V86H88ZM164 84H166V86H165L166 88L164 87ZM214 84H216L215 85L216 88L214 87V89H212V86ZM220 85H222V86H220ZM231 85L234 87L232 88ZM87 86H88V88H87ZM118 86L119 85H117V83H116V85L114 84V87L112 89H114V88L115 89H114V91L113 90L111 91L112 94L116 91V87H118ZM191 86H192V82L187 85L188 89L191 88ZM143 87H145V88H143ZM146 87L148 89H146ZM162 87H164L165 89ZM210 87H211L213 93L209 92ZM221 87H223V89L226 91L219 89ZM259 87H261V88H259ZM141 88H143L142 93H141L142 98L137 97V99H138L137 100L136 97H134V95L139 90H141ZM163 89L165 92H167L166 99L165 100L164 99H158L156 101L157 93ZM229 89L230 90L233 89V93H231L229 91ZM241 89H242V92L240 93ZM118 90H119V88H118ZM146 90H148V91L146 92ZM236 90H238V91H236ZM207 91L210 94V95L208 94V96L206 95L208 93ZM218 91H219L218 97L214 98L217 96L216 93H218ZM2 92H3V95H1ZM131 92H133V93H131ZM224 92H226V94H224ZM229 92L231 94H228ZM238 92H239L240 96L238 95ZM130 93H131V96L133 94L132 97L130 96ZM211 93L215 94V95L212 96ZM144 94L148 97H145ZM223 95H226V96H223ZM259 97H261L263 99H261ZM140 98H141V100L144 99V101L143 100L141 101ZM208 98L209 99L211 98V99L208 100ZM259 99L262 101L260 104L261 107L259 106V108H258L257 105L259 104L258 103ZM56 100H57V102H56ZM126 100H128V99H126ZM139 100L141 101L142 104L140 103ZM203 100H204V102H203ZM206 100L211 101V103L206 101ZM136 102L139 105H137ZM50 103L52 104L51 106H50ZM128 103H126L127 105L124 104V106L130 107V106H128ZM207 103H209L210 105ZM146 104H148V105L145 106V109H144L145 112H144L142 108H144V105H146ZM97 105H98V103L95 102L93 105V110L97 107ZM139 106H140V108H139ZM207 106L209 108H207ZM50 108L52 109V111ZM199 108H197V109L199 110ZM203 109L206 110L205 114H204ZM117 110H119V109L117 108ZM134 110H135V112H134ZM139 110H142V111H139ZM130 111H131V113H130ZM202 111H203V113H202ZM51 112H53V113H51ZM59 112H62V114H64V116L61 113L59 114ZM223 112H226V113H223ZM49 113H51V114L49 115ZM133 113H135V114L137 113L136 116H134L135 114L133 115ZM192 113H193V115H192ZM221 114L219 116H216L217 117L215 119L216 121L214 120L216 123H218L217 119H218V117L221 116ZM190 115L192 117H190ZM200 115H201V117H200ZM48 117H51L49 121H48ZM189 117L191 120L189 119ZM199 117L201 118V121L195 120V119H199ZM40 118H42V120H40ZM211 118H212V120H211ZM158 119L161 121L160 123H158V121H159ZM197 121L199 124L197 123ZM214 121H213V123L209 124V126H212V125L214 126V123H215ZM9 122H11V123L13 122V123L11 124ZM157 124H159V126L155 127V125H157ZM83 125H84V123H83ZM190 125H191V127H190ZM82 127H85V125ZM192 128L194 131H191ZM236 128L237 127H235V126L233 127V124H232L231 127H228V130L232 133V131ZM110 129H111V131H110ZM223 130L224 129L221 128V126H217V127L213 128L214 133L212 136L215 137L216 141H215V146L211 149L209 155H213L217 151L221 150V147H223L224 144L231 146L230 143H232L236 139L241 138L240 132L237 133L234 131L233 134L230 133V135L228 136L227 135L228 131L226 133L225 132L226 130L225 131H223ZM147 131H149V132H147ZM191 132H192V135H190ZM217 132H218V135H216ZM255 133H256V136L257 137L260 136V138H257V139L254 138ZM66 134H68V135L66 136ZM222 134H223V136H222ZM56 135H57V139L59 141L56 139ZM182 135H183V137H182ZM227 136L229 138V139L227 138L228 140L226 139ZM49 137H51L53 139H51ZM246 138H247V136H246ZM38 139L40 140L39 142H37ZM254 139L256 140L255 142H253ZM35 141H36V143H35ZM62 141H64V143ZM122 142H123V144H122ZM44 143H46V144L43 146ZM49 143L52 144V147H50ZM57 143H59L61 145V148H60V145ZM57 145H58V148H56ZM49 147L52 148L53 150L50 149ZM54 148H56V149L54 150ZM59 148H60V150H59ZM114 148H116V149H114ZM112 150H113V152H112ZM118 150H119V152H118ZM184 150L186 152H184ZM110 151L112 154H110ZM242 151H243V153H242L243 157L241 155ZM48 152H50V153H48ZM54 152H56V155H54L55 154ZM105 153H107V154H105ZM116 154H118V156ZM177 156H178V158H176ZM115 157L118 159H116ZM239 157L241 159H239ZM120 158H121V162H120ZM112 159L113 160L115 159V161H111ZM185 160H187L186 165H188V167H186V170L183 173L178 168H176V166H179L180 164H182L183 161L186 162ZM239 160H241V161L239 162ZM92 161L93 160L91 159V161L89 160L87 162V164H88L87 166H89V164L91 165V167H89V170H91V169L93 170L95 167V166H92L94 164L93 163L94 161L93 162ZM172 161H173V164H172ZM112 162H113V164L114 163L116 164V166H115L116 169L113 168L115 164L113 165ZM118 162L120 163V165L122 167L119 166ZM238 162H239V164H238ZM45 164H48V161L45 162ZM45 164H42V165L44 166ZM117 165H118L120 170L119 169L117 170V168H118ZM170 165H172V168ZM173 166H175V167H173ZM170 168H171V170H170ZM135 171L139 172V177L137 179L134 177V174L136 173ZM2 173L6 176L2 177L3 176ZM190 174H191V176H190ZM75 175H76V177H74ZM174 175H175V177H174ZM261 175L263 176L262 178H260ZM82 176L84 179H82ZM211 176H215V175H211ZM76 178L78 180L82 181V183L78 182V180ZM87 178H89L91 180H89ZM66 181H68V182H66ZM72 182L74 185L72 184ZM75 182L77 183V185H79V183H80V186L77 187V185H75L76 184ZM124 183L126 185H124ZM122 186L124 187V189H122L123 188ZM125 186H126V188H125ZM163 186H164V188H162ZM159 188H162V189L158 190ZM165 188H166V190H165ZM97 189H98V193L99 192L105 193V194L101 193V195L103 197L101 195H99L100 193L97 194ZM100 190H102V191H100ZM192 190H193V192H192ZM162 191H166V192H163V194H162ZM91 194H89V196H91ZM103 194L107 197V199H108L107 201H106L105 196ZM120 196L121 197L126 196L124 203H123V201H119ZM82 197H83V199H81ZM100 197L102 200L100 199ZM247 198H248V200H247ZM97 199L99 200V202L97 201ZM109 199H111L112 202ZM114 199L116 200V202H114ZM104 200L106 201V203L102 202ZM20 201H22V200L20 199ZM108 201H110L109 206L107 205ZM1 202H0V204H1ZM240 202H242L241 203L242 206H241ZM93 203H96V205ZM103 203L105 206L103 205V207H102ZM121 204H122V206H120ZM239 204H240V206H239ZM81 205L82 206L84 205V206L82 207ZM92 206L95 209L94 212L92 211V210H94L93 208H91ZM95 206L96 207L98 206L97 207L98 209L95 208ZM107 206H108V208H107ZM89 207H90L91 211H88ZM79 208L81 210H79ZM70 209H71V212H70ZM238 209H240V210H238ZM117 211H118V214L121 211H122V213L117 215ZM101 213H102V215H101ZM112 213H113L114 218H113V216H110V214H112ZM230 213H231V216H230ZM115 215H116V217H115ZM68 216H70V217L68 218ZM99 216L101 219L99 218ZM73 218H74V220H73ZM76 218H78L79 220ZM105 218L107 220H105ZM111 218L113 220H110ZM82 219L88 220L89 222H87V221L83 222L84 220H82ZM192 219H195V220H192ZM96 221H97V223H96ZM86 223H89L90 225L86 224ZM140 223H142V224H140ZM225 223H228V226H233V230L230 233H227L225 236H221L222 234H219L218 228L220 226H223ZM233 223H234V225H233ZM37 225H38V223H37ZM86 225H88L87 228H86ZM92 225L94 228L92 227ZM112 225H113V227L114 226L115 227L114 228L112 227V229L110 230ZM83 228H84V230H83ZM89 228H91V229H89ZM96 229L98 230V232L95 233ZM87 230H89L88 231L89 235L87 234ZM107 230H110V231L116 230V232L114 231L116 234L114 236L111 235L110 237L105 236L104 233ZM53 235H54V233H53ZM164 235H166V236H164ZM107 240L109 241V243L106 245ZM75 242L76 241L70 240L68 242V244L74 245ZM105 245H106L105 248L108 247V251L104 255L103 254L101 255L100 252ZM79 246L83 248L81 243H79ZM99 246H100V248H99ZM112 246H113V248H112ZM212 246H216V247H215V250H213L211 252ZM202 252H204L205 254L206 253L208 254V256L206 255L207 262H205V263L202 262V259L204 258V256H203L204 253L202 254ZM93 255H94V257H93ZM99 255H101V256H99ZM200 255H202V256H200ZM62 256L60 258H62ZM182 260H183V263H182ZM75 261H76V263H74Z\"/></svg>",
    "mask_w": 264,
    "mask_h": 264
}]
</instances>
